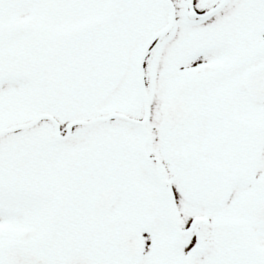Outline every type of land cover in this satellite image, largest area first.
<instances>
[{
    "label": "snow or ice",
    "instance_id": "6c2138e0",
    "mask_svg": "<svg viewBox=\"0 0 264 264\" xmlns=\"http://www.w3.org/2000/svg\"><path fill=\"white\" fill-rule=\"evenodd\" d=\"M0 264H264V0H0Z\"/></svg>",
    "mask_w": 264,
    "mask_h": 264
}]
</instances>
